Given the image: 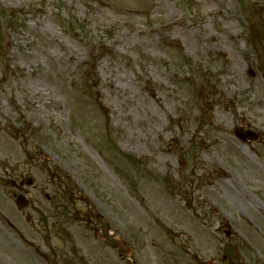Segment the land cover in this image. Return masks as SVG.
Segmentation results:
<instances>
[{"label": "rangeland", "instance_id": "374dc122", "mask_svg": "<svg viewBox=\"0 0 264 264\" xmlns=\"http://www.w3.org/2000/svg\"><path fill=\"white\" fill-rule=\"evenodd\" d=\"M0 264H264V0H0Z\"/></svg>", "mask_w": 264, "mask_h": 264}, {"label": "bare ground", "instance_id": "6f19581e", "mask_svg": "<svg viewBox=\"0 0 264 264\" xmlns=\"http://www.w3.org/2000/svg\"><path fill=\"white\" fill-rule=\"evenodd\" d=\"M152 97H154L157 101H159V98L156 96V93H152ZM185 119H188L187 117H184ZM174 141L177 143L178 139L174 138Z\"/></svg>", "mask_w": 264, "mask_h": 264}, {"label": "flooded vegetation", "instance_id": "af4514ba", "mask_svg": "<svg viewBox=\"0 0 264 264\" xmlns=\"http://www.w3.org/2000/svg\"><path fill=\"white\" fill-rule=\"evenodd\" d=\"M13 195H14V196H16V194H15V193H14ZM31 196H32V194H31Z\"/></svg>", "mask_w": 264, "mask_h": 264}]
</instances>
